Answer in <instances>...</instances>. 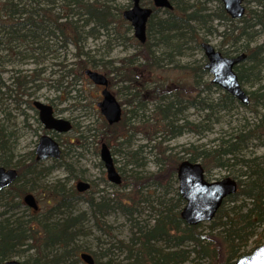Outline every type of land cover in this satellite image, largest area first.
Returning <instances> with one entry per match:
<instances>
[{
    "label": "trees",
    "instance_id": "1",
    "mask_svg": "<svg viewBox=\"0 0 264 264\" xmlns=\"http://www.w3.org/2000/svg\"><path fill=\"white\" fill-rule=\"evenodd\" d=\"M117 1L0 0V74L10 73L8 85L0 76V106L10 101L18 110L24 105L33 108L28 101L33 89L48 86L67 100L74 98L72 92L78 93L79 102L74 106L87 110L88 105L80 103L86 99L75 86L86 79L88 69L105 73L118 99L126 93L120 123L109 125L98 113L99 128L90 127L99 136L98 148L106 144L124 161L119 165L115 159L122 184L112 192L93 191L89 197L86 194L96 187L93 183L84 194L60 181L51 187L41 184L56 164L41 169L43 163L36 160L35 152L16 157L14 133L3 124L11 115L0 120V166L19 174L0 193L4 208L0 212V263L23 258L25 264H85L81 254L90 253L94 264H234L264 243V155L248 157L251 142H264V114L258 110L264 100V43L251 48L264 32V0L254 1L255 9L247 10L237 21L239 26L234 20L231 23L220 0H170L172 10L155 9L153 0H142V5L154 9L144 44L136 40L130 23L123 18L132 0L122 6ZM212 2L219 3L214 13L206 9ZM216 20L226 23L218 48L223 55H230L231 41L233 56L249 55L248 61L236 68L241 84L252 87L247 92L249 105L220 93L211 79L207 80L205 57L202 62L181 61L189 52L202 53L201 44L209 42L206 33H212ZM89 40L100 41L95 54L99 50L106 53L97 56L93 50H85ZM118 43L132 44L136 52L120 61L107 60ZM71 47L72 61L66 57L55 61V70L43 79L49 55L59 60L55 53ZM24 62L34 67L25 71L16 68ZM6 63L10 70L4 69ZM240 106L250 111L252 120L241 117L240 124L233 126L232 112ZM191 112L198 120L191 119ZM224 124L228 128L222 134L200 141ZM76 129L78 125L73 127ZM185 134L199 139L172 146ZM79 140L80 147H85L84 137ZM147 158L152 159L154 171L146 170ZM185 160L200 162L207 179L217 170L238 182V192L225 200L210 223L190 226L182 219L186 202L178 190L177 174ZM29 194L45 203L44 214L25 206ZM82 198L90 208L94 227L109 238L100 252L79 244L90 221L86 213H76ZM22 207L28 209V216L18 213ZM141 208H148L150 218L142 219ZM116 211L129 223L126 239L112 235V226L105 221Z\"/></svg>",
    "mask_w": 264,
    "mask_h": 264
},
{
    "label": "rangeland",
    "instance_id": "2",
    "mask_svg": "<svg viewBox=\"0 0 264 264\" xmlns=\"http://www.w3.org/2000/svg\"><path fill=\"white\" fill-rule=\"evenodd\" d=\"M128 0H118V4L126 5ZM255 0H246L245 6L248 9H255ZM219 6L218 2H212L206 5V9L214 13L217 10V7ZM225 22H220L219 20L214 21L211 32L212 33H206V38L208 41L213 44L215 47L220 48V42L221 37L220 33L223 32L225 29ZM234 24L239 26V23L237 21H234ZM229 26V24H228ZM133 34V30H132ZM128 38L131 37L130 34L127 36ZM98 42H94L92 40H89L86 44L85 50H93V54L96 51V47L99 46ZM264 43V34L259 36L257 40L251 44V48H254L256 46L262 45ZM102 46V44H101ZM100 46V47H101ZM57 47H54L56 49ZM99 54L106 53L105 50H99ZM136 52V48L132 46V44H122L118 43L115 45L114 49L111 52V55L109 57H105L107 60H113V61H120L124 59L125 57H129L132 54ZM74 49L69 48L66 51L60 50L59 52L55 53L57 57H59V60H53L51 58V55H49L45 67H48V72L43 76V79H47L49 77V73L51 70H55L54 64L55 61H61L64 57L68 59V62L72 61ZM5 53L3 52V55ZM99 54H95L99 56ZM106 60V61H107ZM204 60V54L203 52L200 53V51L195 50L192 52H189L185 57L181 58V61L187 62V61H203ZM244 62L243 64H245ZM9 63H6L4 66V69L10 70V66H8ZM242 65V64H241ZM34 66H28L26 65V62L24 64H17L18 69L21 70H29L32 69ZM101 72V71H100ZM105 74V73H104ZM262 74L264 75V68L262 71ZM8 74L2 75V81L5 83V85H8ZM212 79V77L209 75L207 80ZM72 81V79H71ZM206 81V80H205ZM244 88L249 92L252 90V87L248 85L247 83H242ZM264 84V82H263ZM120 87L122 85L120 84ZM76 89H79L81 91L80 95L86 99L82 102H80L83 105H88L87 110L85 108L81 109L80 106H74L79 101L76 99L78 93L72 92L71 98L67 100V97L65 95L60 94L59 92H56L54 89L49 88L48 86H44L40 90L33 89L32 97L28 98V101L33 103L34 101H41L46 104H50L54 107V110L56 111V116L58 118L67 119L73 122L75 128H77V125L79 126V129L73 130L67 134L59 135L58 138L63 146L64 151V157L60 161H54V160H48L45 161L42 165V168L51 167L52 165L56 164L54 166V169L51 172L48 173L43 180L41 181V184L47 187L53 186L55 183L60 181L61 183H64L65 185L68 184V188L75 187L76 183L80 180H76L74 176H72V173L76 175L77 177H80L81 180H84L88 183H93L96 187L91 189L90 193L86 194V196H90L93 191H107L112 192L117 189V186L110 183L107 179V174L105 170V166L101 160L100 155V149L101 145H99L98 148V141L99 136L94 135L96 134L94 131L90 130V127L92 128H99L100 121L98 120V113L101 118H103L100 114L99 109L97 108L98 101L101 100V90L103 88H98L95 86L87 77L86 79L78 81L75 86ZM111 91L114 93L113 89L110 88ZM36 90V91H35ZM116 90H118V87H116ZM225 93L221 90L220 93ZM115 94V93H114ZM126 93H121L120 101H123L125 99ZM94 100V102H92ZM92 102V106H91ZM94 107V108H93ZM262 107V108H260ZM125 108V107H124ZM6 109V110H5ZM22 109V110H21ZM21 111H24L26 115L24 116L21 114ZM20 110L16 109L14 105L11 104L10 101H5V104L0 106V120H3L6 116V114H10L9 121L7 123H3L9 131H12L14 133L13 137V151L16 157H26V155L30 154L31 152H34L37 148V145L39 143V140L41 136L45 134L44 131L41 129L43 128L42 124L39 120V115L36 111L29 109L28 106H22ZM259 113L264 114V100H262V104L258 106ZM249 110H246L245 108H242L241 106L239 108H236L233 110V121L236 123H233V126L240 124V122H237L238 119L241 117H246L252 120V114L249 113ZM191 119L195 120L197 116L194 112H191L190 114ZM27 119V121H26ZM104 119V118H103ZM1 122V121H0ZM27 122V123H26ZM27 124V125H26ZM228 126L226 124L218 126L216 128L215 134L207 136L205 139L200 140L201 142H208L209 140H212L213 138L219 136L222 134L223 131H226ZM78 130V131H77ZM83 136L86 140L85 147L81 148V140H79V137ZM95 136V138H94ZM199 137L193 136L190 134H185L176 140L172 142V146H182L186 143L196 142L198 141ZM136 140L141 142L139 137H136ZM98 150V154L96 152ZM249 154L250 156H263L264 155V142L260 141H253L251 142L249 146ZM113 152V151H112ZM117 162H119V165L123 164V160L121 157L114 156ZM238 169V168H236ZM147 171H154L155 167L152 163V159L147 158ZM72 172V173H71ZM227 173L226 172H217V170L214 172V176L211 178V180H218L222 179ZM104 194V193H100ZM157 194V191H156ZM98 196L97 194L95 195ZM82 198L78 204H76V213H86L88 217V221L86 223V231L87 234L80 238V245H83L87 247L92 252H100L102 250V247L106 245V242L109 240L108 237L105 236V234L102 231L97 230L94 227L93 220L90 219L91 217V211L88 206V204L83 200ZM152 199H156V195L152 196ZM0 203V212L4 209L1 207ZM40 206V212L44 214L46 212L47 207L44 202L41 200L39 201ZM145 207V206H142ZM141 217L142 219H148L150 218V211L148 208H141ZM18 213H25L28 216V209L25 207H22ZM105 221L108 225L112 226V235L117 236L119 239H126L129 237V223L126 221V218L122 215L120 212H113L106 216ZM207 224V223H205ZM253 246V243L250 244L248 250H250ZM19 259V258H16ZM23 260V258L19 259Z\"/></svg>",
    "mask_w": 264,
    "mask_h": 264
},
{
    "label": "water",
    "instance_id": "3",
    "mask_svg": "<svg viewBox=\"0 0 264 264\" xmlns=\"http://www.w3.org/2000/svg\"><path fill=\"white\" fill-rule=\"evenodd\" d=\"M225 11L234 20H240L246 13L245 0H221ZM154 6L159 9H173L169 0H153ZM153 14V9L143 7L141 0H132V7L123 13L126 21L131 23L135 38L142 44L147 39V24ZM204 55L207 59L205 69L212 76V83L219 86L226 93L238 100L243 105L250 104V97L242 87L235 68L245 62L246 54L237 57H225L210 43L202 44ZM86 76L96 85L103 87L102 100L97 104L100 113L109 125H115L122 119L123 107L109 90L107 77L99 72L87 70ZM34 107L39 111L41 124L46 131L58 134L69 133L73 126L68 120L55 117L53 107L39 102H34ZM61 147L50 135L40 138L35 151L38 161L47 159H59ZM101 160L104 163L107 179L114 185L122 184V176L118 172L114 158L109 147L103 144L100 151ZM179 192L186 202L181 212L182 219L190 226L211 222L222 207L224 201L237 193L238 182L226 177L216 181H208L201 163L188 160L181 163L178 169ZM18 178L15 169L0 167V192L12 185ZM87 182H79L76 185L78 192L83 193L90 189ZM25 204L34 210H38V204L34 195L29 194L24 199ZM81 260L86 264H94V259L89 253L81 254ZM0 264H25L13 259ZM234 264H264V243L255 247L250 253L240 256Z\"/></svg>",
    "mask_w": 264,
    "mask_h": 264
},
{
    "label": "flooded vegetation",
    "instance_id": "4",
    "mask_svg": "<svg viewBox=\"0 0 264 264\" xmlns=\"http://www.w3.org/2000/svg\"><path fill=\"white\" fill-rule=\"evenodd\" d=\"M221 5H222V3H221ZM231 20H232V24H233V18H231V17H229ZM262 34H264V32L262 33ZM229 52H230V55H228V56H225V57H230V58H233V41H231V43L229 44ZM247 56H248V58H249V55L246 53V52H244ZM244 53H241V54H244ZM241 54H239V55H241ZM3 74H8V73H1L0 74V76L2 77V75ZM9 75H10V73H9ZM0 82H2L1 81V79H0ZM38 87H39V85H38ZM103 90V89H102ZM102 90H101V92H102ZM52 106V105H51ZM53 107V106H52ZM30 109H32V110H34L35 111V109H33L32 107H30ZM53 110H54V107H53ZM55 111V110H54ZM57 115V114H56ZM58 117V116H57ZM42 131H44V132H46L45 130H44V128H42L41 129ZM59 135H62V134H58V133H51V136H53V138L59 143V145L61 146V148L63 149V146H62V143L60 142V140H59V138H58V136ZM0 145H2L1 144V140H0ZM62 155H63V150H62ZM62 155H61V157H62ZM61 159V158H60ZM60 159H59V161H60ZM48 160H54V159H47V160H45V161H48ZM58 160V159H57ZM45 161H38V162H40V163H43L44 164V162ZM55 161V160H54ZM50 167H47V169H49Z\"/></svg>",
    "mask_w": 264,
    "mask_h": 264
}]
</instances>
